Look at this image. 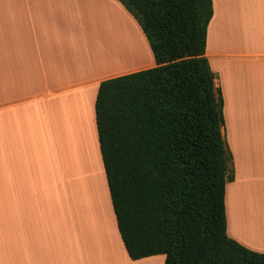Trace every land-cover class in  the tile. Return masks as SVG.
<instances>
[{
	"label": "crops",
	"instance_id": "crops-1",
	"mask_svg": "<svg viewBox=\"0 0 264 264\" xmlns=\"http://www.w3.org/2000/svg\"><path fill=\"white\" fill-rule=\"evenodd\" d=\"M121 26L128 30L120 31ZM240 27H264V0H212L205 55L218 73L215 84L222 94L224 125L231 121L226 142L232 145L234 178L228 184L231 215L228 219L225 205L226 232L242 245L264 252V199L260 196L264 194L260 193L264 191V152L235 148L257 142L261 138L257 134L264 136V116L262 123L248 121L247 116L250 112L253 117L259 110L264 113V108L233 105V97H249L261 89L264 96V38L239 35ZM129 30L136 34L139 47L126 43L131 41ZM252 62H260L261 73L246 65ZM154 65L140 25L118 0H0V212L5 209L8 222L21 224L27 232L0 231V238L6 240L5 248L0 247V264H164L163 254L133 260L126 252L109 196L94 117L100 81ZM228 94L232 101L229 119ZM237 112L245 113L239 122ZM76 116L88 120L80 133L84 136L89 124L98 164L96 178L82 152L80 133L70 125ZM246 125L251 130H245ZM239 129L252 131L255 138L236 141ZM261 140L264 142V137ZM65 142L72 145L71 153H76L74 158L69 157L73 170L82 176L91 175V185L101 181L106 200L101 205L92 193L90 221L89 217L77 215L73 208L77 200H70L68 195L72 214L77 216L74 223H80L78 219L88 221L75 226L74 240L78 241L69 248L67 242L59 245L63 233L59 234L51 223L12 212L21 206L14 207L12 201V185L19 183L21 176L15 172L19 164L26 165L33 183L28 185L23 179V185L55 193L61 173L56 160ZM253 193L258 195L256 200L251 199ZM29 200L34 204L33 196ZM22 205L27 208L28 200ZM89 221L99 223L91 226ZM38 222L42 224L40 230ZM86 224L93 232H88ZM251 224L261 226L259 233L249 232Z\"/></svg>",
	"mask_w": 264,
	"mask_h": 264
},
{
	"label": "trees",
	"instance_id": "trees-1",
	"mask_svg": "<svg viewBox=\"0 0 264 264\" xmlns=\"http://www.w3.org/2000/svg\"><path fill=\"white\" fill-rule=\"evenodd\" d=\"M118 1L140 25L155 62L100 81L94 102L128 256L163 254L164 264H264V252L226 232L225 188L234 172L222 94L205 55L212 0Z\"/></svg>",
	"mask_w": 264,
	"mask_h": 264
},
{
	"label": "rangeland",
	"instance_id": "rangeland-1",
	"mask_svg": "<svg viewBox=\"0 0 264 264\" xmlns=\"http://www.w3.org/2000/svg\"><path fill=\"white\" fill-rule=\"evenodd\" d=\"M120 28L128 30L126 27L121 26V27H119L120 31H121ZM105 32L108 33L106 30H105ZM127 34H128L131 41H128L126 43L129 46L134 45V47H139L138 46L139 45L138 40H137L138 45H136V43H135L136 34L135 33H133L134 35L131 34L130 30L127 32ZM242 34H244V36L247 38H251L252 34H256L257 36L264 38V27H244V28L240 27L239 28V35H242ZM262 44L264 45V43H262ZM259 63L260 62H252L250 64H246V63H244V64L248 65L249 68H255L256 73H261L262 66ZM123 64H122V66H123ZM217 75H218V73H216V77H217ZM227 99H228V104H227V115H226V117L228 116V119H229L230 108H231L230 106L232 104L231 103L232 102L231 96L229 94H228ZM244 104H247L250 106L253 105L256 108H261V109L264 108V96L262 93V89L260 92L256 91V93L254 95H251L249 97H233L234 108L241 106V105H244ZM259 111H261V112L257 113L253 117L250 116V112L247 113L248 121L252 120V122H254V123H262L264 113L262 112V110H259ZM237 115H238L237 121L239 122L241 117L244 116L245 113L244 112L243 113L237 112ZM70 123H71L70 125L71 126L73 125V127H76L78 133H80L81 128H83V124L86 125V123H88V120H87V122H86V119L84 121H82V120H80L79 116H76V117L72 118V121ZM230 123H231V121L228 120V124L226 121L225 125L223 126V133H224V128H226V135L224 133L225 141H226V139H229L227 137L229 134L228 131L230 130V127H228V125ZM79 124H80V127H79ZM88 127H89V124H88L87 128L85 127V130H86V132H89L88 135H90V128H88ZM259 129H263V128L260 127ZM245 130L248 131L251 129L248 128L246 125ZM257 131L261 133V130H257ZM257 135L261 138L264 137L262 135V133L257 134ZM242 137L246 140H252L255 138V136L252 135V131H251V133H247L244 130L242 131V129L237 130L236 141L242 140ZM79 138H81V140L83 138V135L81 133H80V136H78V139ZM261 138L256 139L257 142H250L249 145L248 144L235 145V148L237 146L239 148V150H241L242 152H255V153L256 152H264V142L261 140ZM82 144H83V140H82L81 145ZM227 147L231 153L232 152V150H231L232 145H230V143H227ZM72 149H73V147L71 145L69 151L66 153L62 152L59 159L64 164L68 163L69 167L73 170V168H72L73 162L70 163L69 157L72 156V158H74V156H76V153H75V151L71 153ZM83 149H84V147H82V152L84 153ZM231 155H232V153H231ZM96 163H97V161H96ZM97 168H98V164H97ZM252 168H257V167H252ZM25 169H26V165L23 167L22 164L20 163L18 168L15 170V172H18V174L21 176H20L19 183L15 182L14 185H12V192L14 193V196H15V198L12 201H13L14 207L19 206V205H21V206H19L18 209H13L12 212L15 211V212H17V214H14V215H20L22 217L36 216L37 218H39L38 220H42L44 222L51 223L55 227V229L58 230L59 234L63 233L61 238L58 239L59 245H63V244H65V242L68 243L67 244L68 248L73 243L75 245L78 240H74L76 237L74 229H77V227H78L77 224H79V226H80V224L82 225L83 222L87 223L88 221H83V220L78 219V221H80V223H77V224L74 223V217L77 218V216H74V214H72V211H73L72 207L73 206H72L70 200H68L67 198H68V195H70V194L75 195L77 202L75 203L73 208H74V210L77 211V215L91 218L92 216L90 215L89 205L91 204V202L94 201V200H92L93 198H92V191H91V188H93L94 185H91V183L88 181V177H91V179L93 177L91 175L82 176L79 174L78 171H75V169H74L73 173L77 175V177L74 180V193L72 191L73 187L71 188L72 185L70 184V182H69L70 186L68 185V187H67V193L64 192L63 187H60V182H59L58 187L55 190V193L52 192L51 190L48 191L47 189L42 190V191H40V190L34 191V189H32L31 187H28V186H25L22 184L23 183L22 181L24 179V182L26 184L33 186V183L31 181L29 174H28V171H25ZM261 169H264V168H261ZM99 184L101 185V181ZM228 184H229V182L226 183V193H225L224 200H225V205L228 207L227 217L229 219L230 215H231V208H230V206H231V186H229ZM227 185H228V187H227ZM36 187H38V186H36ZM262 189H263V187L258 189V191H261ZM65 191H66V189H65ZM69 191H70V193H68ZM260 193H264V191H261ZM31 196H33L35 198L34 204H31V200H29V199H31ZM260 196L264 199V194H261ZM256 197H258L257 193H253L251 195V199L256 200ZM27 200H28V207L25 208L22 204H24V201H27ZM82 209H83V211H82ZM42 213H43V215H42ZM0 216H1L0 217V231L2 233H4V234H7V233L9 234V233H13V232L20 233V234L27 233L26 228L24 230L23 226H20L21 224H17V223L14 224L12 222H8V217H7V213H6L5 209L1 210ZM43 216H45L47 219L44 218ZM90 221H92V218ZM90 221H89V223H91V226L94 225V223H99V222L93 223ZM102 222H104V224H105V220H103ZM88 224H86V227L88 228V232H93L92 227H90V225L88 227ZM76 225H77V227H75ZM96 225L97 224H95V226ZM97 226L99 228H101V230H102L103 227L101 225H97ZM105 226H106V224H105ZM248 227L250 230L249 232L259 233L258 230L259 231L261 230L260 229L261 226H258L257 224H256V226H253L251 224ZM41 228H42V224L40 222H38V230H40ZM243 228H244V230H247L246 227H243ZM106 232H108L107 228H106ZM5 243H6V240L3 238H0V247L5 248ZM44 243H46V242H44Z\"/></svg>",
	"mask_w": 264,
	"mask_h": 264
},
{
	"label": "bare ground",
	"instance_id": "bare-ground-1",
	"mask_svg": "<svg viewBox=\"0 0 264 264\" xmlns=\"http://www.w3.org/2000/svg\"><path fill=\"white\" fill-rule=\"evenodd\" d=\"M84 131H85L84 136L82 138L83 145H84V149H83L84 155H85V157H87V159H89V167L88 168H91V172L94 175V178H96L97 163H96V160L94 158L93 143H92V140L90 138V135H88L89 132H86V130H84ZM70 147H71L70 143L65 142L63 147H62L63 152L66 153V150L69 151ZM56 161H57L56 163L60 167L59 170L61 172L60 176H58V180L60 182V187H63L64 192L67 193V187L69 185V182L72 185L71 188L72 187L74 188V180L77 177V175L73 173V170L69 167L68 163L64 164L61 162L60 159L59 160L57 159ZM97 180H98V178H97ZM65 189H66V191H65ZM91 191L94 194V197L97 199V201H99L101 203V205H105V197L103 196V193H102V190H101V187H100V184L98 181H97V185H95L93 188H91ZM69 198H70V200H73V201L75 199L74 195H71V194H70ZM100 207L103 208L102 206H100Z\"/></svg>",
	"mask_w": 264,
	"mask_h": 264
}]
</instances>
